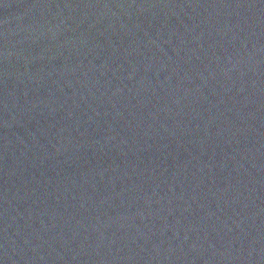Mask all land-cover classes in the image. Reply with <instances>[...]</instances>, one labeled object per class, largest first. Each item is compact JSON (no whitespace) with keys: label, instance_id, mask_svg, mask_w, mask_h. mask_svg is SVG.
Returning a JSON list of instances; mask_svg holds the SVG:
<instances>
[{"label":"water","instance_id":"95a60500","mask_svg":"<svg viewBox=\"0 0 264 264\" xmlns=\"http://www.w3.org/2000/svg\"><path fill=\"white\" fill-rule=\"evenodd\" d=\"M0 264H264V0H0Z\"/></svg>","mask_w":264,"mask_h":264}]
</instances>
